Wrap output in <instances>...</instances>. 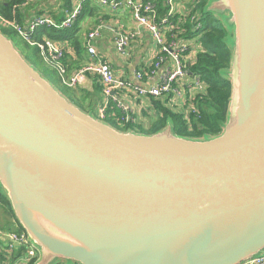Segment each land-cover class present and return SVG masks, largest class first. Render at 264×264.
<instances>
[{"label":"water","instance_id":"1","mask_svg":"<svg viewBox=\"0 0 264 264\" xmlns=\"http://www.w3.org/2000/svg\"><path fill=\"white\" fill-rule=\"evenodd\" d=\"M206 11L234 28L228 121L209 139L171 125L117 130L71 103L0 31V187L34 264L264 255V0H210Z\"/></svg>","mask_w":264,"mask_h":264},{"label":"built area","instance_id":"2","mask_svg":"<svg viewBox=\"0 0 264 264\" xmlns=\"http://www.w3.org/2000/svg\"><path fill=\"white\" fill-rule=\"evenodd\" d=\"M81 0L73 12L58 24L50 16H40L30 20L26 25L16 21L1 18V24L12 27L24 41L33 43V35L40 27L56 29L70 28L82 11ZM92 3L110 10L128 9L137 24V30L118 27L114 30L112 44L115 54L123 62L139 63L131 76L118 75L114 63L101 53L97 42L102 39L106 25L100 23L93 28L85 38L88 62L81 69L68 75L63 63L64 50L58 44L45 40L38 44L41 57L45 63L59 72L63 85L76 88L84 87L90 77H95L101 86L102 104L99 107L100 117H104L110 105L115 103L121 109L120 123H141V112L149 110L150 114L157 111L153 102H160L171 111L184 115L190 123V116L197 113L196 97L205 90L206 86L200 77L190 73V68L197 62V55L202 47L199 37H185L188 29L186 24L192 23L190 30L194 32L201 28L196 18L199 16L193 0H165L166 9L159 16L156 5L144 0H90ZM179 16V23L173 19ZM189 17L191 18L188 22ZM194 24V25H193ZM146 31L152 42V48L143 54L142 47L137 46ZM8 239V254L11 256L23 249V255L11 264H31L38 257V251L30 239L23 234L11 232ZM10 261V257H7ZM8 261L0 264H10ZM245 264H264V255L246 262Z\"/></svg>","mask_w":264,"mask_h":264},{"label":"trees","instance_id":"3","mask_svg":"<svg viewBox=\"0 0 264 264\" xmlns=\"http://www.w3.org/2000/svg\"><path fill=\"white\" fill-rule=\"evenodd\" d=\"M144 1H150L155 4L160 17L164 15L166 9L165 0ZM193 1L196 4L195 8L197 12H199L196 20L197 23L201 24V28L191 32L190 27L192 23L189 17L187 23H190L185 25L188 29L185 37L201 36L199 43L202 50L197 55V62L190 68V73L200 77L206 88L194 101L197 113L190 116V123L185 119L184 115L171 111L160 102H153L157 113L155 117L150 118V127L144 122L140 124H132L131 122L120 123L118 120L122 117V112L115 103L110 105L104 117H100L99 107L102 104V100H100L102 96L99 84H96L93 92L80 87L71 88L65 86L60 79L57 69L45 63L41 57L38 44L44 43L45 40H50L63 48L64 58L62 61L68 75H71L74 71L81 69L87 64L89 57L82 37L79 36L81 33L79 22L86 15L98 12L99 7L94 6L90 0L83 2L81 14L70 28L56 29L46 26L38 28L33 35V43L35 44L24 41L10 26H4L0 23V29L5 36L13 41L24 59L60 91L64 97L83 111L91 113L95 118L104 121L117 130L121 132L135 131L144 135H153L164 130L167 125H171L174 133L180 137L209 139L221 135L228 121L232 91L228 73L231 70L234 48L230 29L225 25V17H221V19L212 12L206 11L210 0ZM32 2H35V0H0V22L1 18H4L23 25L21 8ZM51 18L58 24H61L66 19H61L54 15ZM173 21L175 24H178L179 16H176ZM67 48H71L74 56L67 53ZM1 211L16 222L18 228L15 232L23 234L24 229L16 219L6 193L0 190V214ZM22 255L23 249L11 255L9 259L11 261L0 256V262L8 261L11 264ZM35 260L31 264H34ZM56 264L75 263L59 260Z\"/></svg>","mask_w":264,"mask_h":264},{"label":"crops","instance_id":"4","mask_svg":"<svg viewBox=\"0 0 264 264\" xmlns=\"http://www.w3.org/2000/svg\"><path fill=\"white\" fill-rule=\"evenodd\" d=\"M79 3H81V0H35V2L24 5V7L21 8L23 25H26L30 20L36 17L50 16L51 14L58 18L65 19L68 16V13L75 9ZM94 6L99 7L98 12H95L92 15H86L79 22L81 29L79 36L82 37L84 43L87 34L91 31V29L96 27L97 23L105 24L106 28L104 30L103 37L97 42L98 48L101 53L107 55L114 63L115 70L118 75H123L126 77L131 76L139 63V60L136 59L130 63L121 61L115 54L112 44L114 30H116L118 27L128 30H137L138 27L132 17L131 11L128 9L110 10L97 4H94ZM142 33L143 35L138 41L137 46L141 47V45H144L142 47V51L143 54H146L152 48V42L150 35L146 31L142 30ZM67 51V53L74 56V52L71 50V48H67ZM96 84H99L97 79L95 77H90L86 83V88L90 87L89 91L93 92ZM149 110H143L141 112V123H148L149 121L147 120H149L151 117H155L156 114H150ZM11 222L12 225H14L15 231H17L18 225L14 219H12ZM6 235L7 234H0V256L3 258L10 257L8 254V239ZM3 242H5V245Z\"/></svg>","mask_w":264,"mask_h":264},{"label":"rangeland","instance_id":"5","mask_svg":"<svg viewBox=\"0 0 264 264\" xmlns=\"http://www.w3.org/2000/svg\"><path fill=\"white\" fill-rule=\"evenodd\" d=\"M73 10L71 12H73ZM215 14H218V13H215ZM226 15H227V17H229V14L228 13H226ZM216 16H218V15H216ZM221 17H223V16H221ZM227 27H228V29H230L231 40L233 41V39H234V34H233L234 33V28L232 27V25L231 26H228L227 25ZM0 31H1V29H0ZM86 87H87V85L84 86V87H80V88H84L85 90L89 91L90 87L89 86H88L89 88H86ZM100 100H102V99L100 98ZM147 121H149L148 122L149 125H148V123H146V124H147V126L150 127V119L147 120ZM0 190L5 193V191L1 187H0ZM11 220H12L11 217H9L3 211H1V214H0V234H3L4 235V234H9V233L15 231L14 225H12ZM3 244L5 245V242H3Z\"/></svg>","mask_w":264,"mask_h":264}]
</instances>
